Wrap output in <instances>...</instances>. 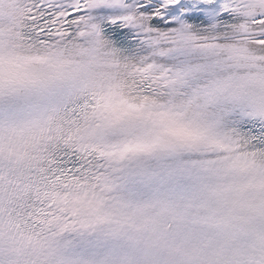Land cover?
I'll return each instance as SVG.
<instances>
[{"label":"snow or ice","instance_id":"6c2138e0","mask_svg":"<svg viewBox=\"0 0 264 264\" xmlns=\"http://www.w3.org/2000/svg\"><path fill=\"white\" fill-rule=\"evenodd\" d=\"M0 264H264V0H0Z\"/></svg>","mask_w":264,"mask_h":264}]
</instances>
